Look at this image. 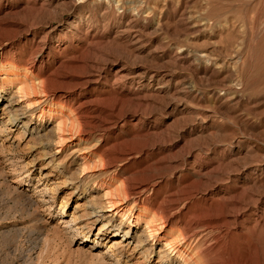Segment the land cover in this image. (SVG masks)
<instances>
[{"label": "rangeland", "instance_id": "rangeland-1", "mask_svg": "<svg viewBox=\"0 0 264 264\" xmlns=\"http://www.w3.org/2000/svg\"><path fill=\"white\" fill-rule=\"evenodd\" d=\"M0 51V264H159L163 240L129 254L145 222L105 253L100 225H129L88 213L113 179L154 183L133 211L169 213L168 236L206 230L198 264H264V0H0ZM60 97L89 117L62 142Z\"/></svg>", "mask_w": 264, "mask_h": 264}, {"label": "bare ground", "instance_id": "bare-ground-1", "mask_svg": "<svg viewBox=\"0 0 264 264\" xmlns=\"http://www.w3.org/2000/svg\"><path fill=\"white\" fill-rule=\"evenodd\" d=\"M1 56V51H0ZM8 64H2L0 67V76H2L4 79V83H0V94L7 92V87H9V83H5L7 79H13V76H10V74L13 73L14 68L16 65H13L14 67L11 69L10 66H8L7 69L4 70L5 67H7ZM12 66V65H11ZM4 72V74H3ZM18 79V78H17ZM37 83H33L32 88L35 89ZM11 87V86H10ZM30 87L27 84V81L20 84L18 86L17 92L22 93L24 91H27ZM45 91V90H43ZM43 93V92H42ZM46 94V93H45ZM47 95H45L46 97ZM43 99H40L37 101L39 105L35 107L31 114L33 115L36 112H41L44 107L46 106L45 103H42ZM60 102H63L62 107H67V109L70 110V113L66 116L65 114H61L60 120L57 123V130H58V138L59 141L62 142L66 138L61 134V130H64V127H66L67 123L71 121V124H74L75 122L79 124L86 123L87 119L89 118L87 115L88 108L84 104H75L74 102H71L69 100H66L64 97H60L57 99L56 104H59ZM11 105V103L8 104V106ZM10 113L12 111L9 110ZM17 115L19 114H10V117L8 121L5 123L8 124H14L17 120ZM40 116V115H39ZM5 128V127H3ZM2 130V129H1ZM8 130V129H6ZM4 131V129L2 130ZM6 132V131H5ZM8 132V131H7ZM86 156H84L85 158ZM125 156H122L124 158ZM99 159L101 161L104 160L103 156H100ZM87 161H84V164L82 165L81 171H84L87 169ZM82 173V172H81ZM43 177H47V175H43ZM114 180V179H113ZM106 181L108 185L107 191L104 192V201L102 205H100V210L93 209L88 214L90 218H94L92 222L99 221V211L101 210H114L116 214H119V216L128 223L129 228L122 234L117 236V231L115 229L119 228H112L114 226V221L109 220L107 222H103L98 231L99 237L102 236V238H113L112 243L110 246H108V249L105 251V253L110 252L112 250L116 251L117 261L126 259L128 257L127 248L128 246L133 243V240L136 238V233L134 231L135 228L139 227V224L141 222H145L144 226V234H141L139 237V242L134 243L132 252L129 254H137L141 253V256H146L149 253H152L155 251V245L160 242H163V247L159 250V264H177L175 262L174 256L176 258H179L181 261H183V264H198V259L188 258L195 246L199 244L200 242H203L204 237L206 236L207 232L204 229H200L199 227H195L194 230L186 224L182 228H179L178 235L176 237L168 236L164 228L167 226V222H169V213L168 214H161L158 213L157 210L148 209L143 206H139L137 208V211H133V205L140 200L142 197V194L149 189H152L154 183L152 184H144L140 183L136 186H128L126 184L125 179H120L118 183L114 181ZM63 182V181H62ZM105 181L101 182V184H104ZM41 190V189H40ZM131 198H134L133 203L130 204ZM174 201V200H173ZM108 208V209H107ZM86 217V218H89ZM74 218V217H73ZM72 220V218H71ZM73 221V220H72ZM130 228L133 230L130 232ZM86 240H89L86 237ZM113 252V251H112ZM196 252L193 254L195 255ZM139 256V257H141ZM180 261V262H181ZM141 259H137V261L133 262V264H141ZM111 263V262H110ZM182 264V263H181Z\"/></svg>", "mask_w": 264, "mask_h": 264}]
</instances>
